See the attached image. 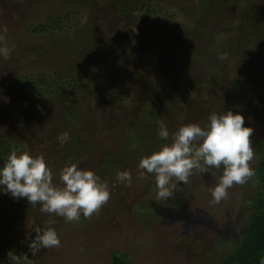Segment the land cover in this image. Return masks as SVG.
I'll list each match as a JSON object with an SVG mask.
<instances>
[{
  "label": "rangeland",
  "instance_id": "374dc122",
  "mask_svg": "<svg viewBox=\"0 0 264 264\" xmlns=\"http://www.w3.org/2000/svg\"><path fill=\"white\" fill-rule=\"evenodd\" d=\"M125 1L0 0V47L11 49L0 57V166L27 151L45 157L54 183L77 164L111 193L78 222L0 193V264H112L113 251L131 264H220L242 236L257 185L234 184L211 204L221 172L194 171L172 205L137 165L212 112H239L264 138V0H135L123 13ZM40 79L49 88H36ZM161 121L168 140L157 135ZM124 170L130 187L116 178ZM34 225L54 228L60 246L32 256Z\"/></svg>",
  "mask_w": 264,
  "mask_h": 264
},
{
  "label": "clouds",
  "instance_id": "9594fccd",
  "mask_svg": "<svg viewBox=\"0 0 264 264\" xmlns=\"http://www.w3.org/2000/svg\"><path fill=\"white\" fill-rule=\"evenodd\" d=\"M5 40L0 35V42ZM9 47H0V57L10 55ZM2 91V90H0ZM253 129L245 126V117L231 109L212 112L207 123L181 125L171 133V143L142 157L137 165L139 177L154 175L156 198H171L182 184L189 183L195 172L221 174L214 187L209 188L211 204H219L228 197V189L243 185L255 175L249 162L254 158L250 137ZM157 135L162 140L170 137L167 125L161 121ZM119 182L130 187L128 170L116 174ZM0 193L14 200L26 198L31 206L40 205V211L63 217L66 222H78L81 215L88 218L108 202V185L91 170L77 164L66 165L59 174V184L53 182V172L43 155L33 156L27 151L12 150L0 166ZM54 223V221H49ZM34 237L27 247L32 256L41 249L59 247L60 238L52 227H32ZM27 258V255L26 257Z\"/></svg>",
  "mask_w": 264,
  "mask_h": 264
},
{
  "label": "trees",
  "instance_id": "16d2710c",
  "mask_svg": "<svg viewBox=\"0 0 264 264\" xmlns=\"http://www.w3.org/2000/svg\"><path fill=\"white\" fill-rule=\"evenodd\" d=\"M132 2L134 3L135 0H128L118 3V8L123 13H126V7L133 5ZM55 24H57L56 20ZM55 24L51 22L47 24L46 27H41L39 31L43 33L48 32L47 30H50ZM33 82L34 81H29L27 84L29 85ZM235 84L241 86L243 81L238 80L235 82ZM49 86L50 85H47V83L42 79L36 83V88H49ZM36 91L41 93L39 89H36ZM239 97L243 99H250L248 92L245 91L241 92ZM246 109L249 113H254L252 112V109ZM145 116L148 122H154L156 119L153 108H149L147 111H145ZM250 140L252 144H254L255 151L259 154V157L256 160L257 166L254 167L255 175L252 177V180L249 182L247 181V185L252 184V187L257 185L256 192L249 208L248 206H245L243 207V211L241 210L247 214V218L244 221L242 236L238 240V243H235L231 247V250L223 253L225 255V259L220 264H264V138H262L260 135H257L256 132H253ZM252 181L257 184H254ZM181 196L182 195L175 198L172 196V205L180 202L181 198H183ZM153 217L149 219H153ZM111 260L112 264H131L129 260L125 259L124 255H120L114 251L111 252Z\"/></svg>",
  "mask_w": 264,
  "mask_h": 264
}]
</instances>
